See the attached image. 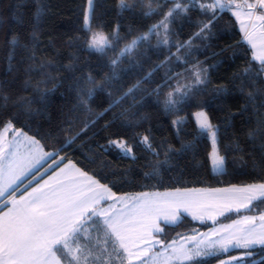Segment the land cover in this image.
I'll use <instances>...</instances> for the list:
<instances>
[{"label":"trees","instance_id":"trees-1","mask_svg":"<svg viewBox=\"0 0 264 264\" xmlns=\"http://www.w3.org/2000/svg\"><path fill=\"white\" fill-rule=\"evenodd\" d=\"M149 2L125 0V3L134 4V8L121 10L120 0H93L89 32L85 26L88 0H0V94L11 97L7 106L0 109L3 113L0 119H7L10 114L17 116L19 123L15 127L39 140L47 152L61 149L76 137L70 146L59 152L54 170L66 162H73L117 195L264 183V151L261 150L264 137L257 132L258 122L264 120V108L247 103L248 94L256 89L264 98V72L260 71V62L253 57L237 19L229 10L216 6L214 10L209 8L202 12L197 4L187 17L181 16L168 25L167 36L171 45L187 43L199 31V25L214 15L210 38L192 39L191 51L188 48L177 51L175 46L158 48V41L166 35L164 29L159 28L130 55L120 57L119 83L113 82L110 87L106 82L112 75L111 61L134 39L159 24L175 6L171 0H158L151 3L155 11L146 16ZM200 2L211 5L214 0ZM93 33L109 37L112 48H106L104 53L89 51L87 42ZM12 40L19 45L13 62L19 71L6 76ZM28 55H35L36 60L18 63ZM164 61L167 63L153 71ZM41 64L45 65L42 69ZM29 65L37 71L25 72ZM194 65L207 69V82L194 87L177 110L166 112L164 101L168 93L174 92L177 86L195 83L197 69ZM149 72L152 75L141 82L135 100L129 96L105 112L112 100ZM169 76L175 78L160 88L157 97L153 90L164 85ZM88 77L95 83H89ZM99 86H103L104 91H100ZM218 88L226 91L217 94ZM90 89H95L91 99L88 97ZM39 93L46 94L43 100ZM141 100L143 104L139 103ZM21 104L23 107L19 106ZM245 107L248 110L241 114ZM198 110H205L216 126L218 152L225 157L222 172L213 170L212 143L209 134L198 128L195 119ZM178 119L182 123L173 126L172 122ZM93 120L95 124L82 132L85 123ZM143 135L152 138L158 158L138 143ZM118 137L127 138L130 143L137 142L135 159L124 156L115 147L102 150V145L107 146L110 139ZM169 149L175 154L168 164L159 168L158 174H153ZM61 157L67 159L61 161ZM51 163L49 159L40 171ZM52 171L49 169L45 174ZM252 204L258 208L228 213L216 224L264 212V204L259 200ZM212 225L183 215L177 224L164 225L161 241L166 244L196 230H207ZM245 251L233 249L190 264H215ZM242 264H264V246L254 247L253 256L245 257Z\"/></svg>","mask_w":264,"mask_h":264},{"label":"snow or ice","instance_id":"snow-or-ice-1","mask_svg":"<svg viewBox=\"0 0 264 264\" xmlns=\"http://www.w3.org/2000/svg\"><path fill=\"white\" fill-rule=\"evenodd\" d=\"M155 2H158V0H150L149 11L145 13L146 16L151 15L155 11V9L151 8V3ZM171 2H173L175 6L165 14L163 20H161L159 24L153 25L149 28L148 32L134 39L131 44L127 45L120 52L119 56L111 61L113 66L112 75L108 77L106 81L110 87L113 85V82L119 83L120 76L117 71V65L119 64L120 57L130 55L138 44L148 41L151 35L156 34L157 29L163 28L166 34L162 40L158 41V48H162L163 46H175L177 51H180L183 48H188L189 51H191L192 39L199 38L203 41L213 35L211 29L214 26L213 21L215 16H211L207 22H202L199 25V31H197L194 34V37L187 43L171 45V41L167 36L168 25L181 16L187 17L188 12L197 4L202 12L209 8L214 10L216 5H219L221 8L225 6L224 4H221L219 0H216V4L211 5L201 3L200 0H171ZM88 3L91 8L93 0H88ZM119 6L121 10H131L134 8V4L125 3V0H120ZM248 7L264 10V0H255V3L249 4ZM256 18L261 22H264V11H261ZM88 21L89 16L86 14L85 26L87 30L91 32ZM32 39H36L35 35H33ZM10 43L13 45V48L7 57L8 68L5 70L6 76H11L12 73L19 71L13 63L16 59L15 49L19 45L15 40H12ZM87 47L89 51L104 53L106 48H112V42L109 37L102 33H93L87 42ZM215 55H217V53H213V56ZM177 59L179 60V57ZM256 59L260 61V71L264 72V55L256 57ZM35 60V55H28L27 57L22 58L18 63L22 65L26 61ZM184 62H188L187 58H185ZM165 63H167V61L156 65L153 71L158 70ZM40 67L42 69L45 65L41 64ZM194 67L197 69L194 73L195 83L192 85L185 84L177 86L174 92H169L167 99L164 101L166 112L177 110V106L183 104L188 99L189 94L194 87L198 88L199 85L207 82V69H200L196 65H194ZM24 71L32 73L37 70L29 65ZM151 75L152 73L149 72L148 76L143 77L141 81H138L135 85L129 87L127 91H124L117 99L112 100L109 107L105 109V112L109 111L116 105L121 104L129 96H132L135 100V93L140 90L141 82L147 81ZM179 75V73L176 74L177 77ZM174 78L175 77L169 76L165 80L164 85L158 86L153 90L157 97L160 94V88L167 86ZM49 79L51 80L52 78L49 77ZM7 82L8 81L6 80L5 83ZM88 82L95 83L92 77H88ZM99 88L100 91H104L103 86H99ZM25 90H27V82ZM94 91L95 89H90L88 91L89 99L92 98ZM225 91L224 88H218L216 90L217 94ZM259 93V89H256L255 92H250L248 94L247 103L249 105L255 104L257 108H264V98H261ZM39 95L41 100H43L46 94L39 93ZM108 95L111 96V92H108ZM10 99L11 97L0 94V100L3 101V103H0V109L6 107L7 102ZM257 101H259V103H257ZM139 103L143 104V100ZM13 106L15 107L17 105L14 104ZM19 106L23 107L22 104ZM247 110V107H245V109L241 111V114H243V111ZM124 114L125 113H121V115ZM2 115L3 113L0 112V116ZM30 115H35V113H30ZM100 115H103V113ZM195 117L200 131L202 133L210 134L212 138L214 147L213 152L210 153V159L214 169L218 172H222L224 170L223 166L225 163V157L217 155L215 150L216 126L210 122L207 114L203 111L195 113ZM17 123H19L18 117L11 114L7 119H0V142L5 139L6 134L10 132L19 134L22 131L15 127ZM172 123L173 126H177L182 123V120H174ZM94 124V120L86 122L81 131H86ZM258 124L259 127L257 132L264 137V131H261V129H264V120L259 121ZM251 137L252 134H250V138ZM29 139L36 145L40 144V141L36 140L35 137H30ZM75 139L76 137H73L72 140L68 141L67 145L62 146L61 149L55 152H42V155L39 157L34 155L23 157L19 154L18 149L8 151L7 167L5 168V166L0 163V198L13 196L15 193L19 192L24 179H27L29 187L32 186L33 182L37 185L36 187H31V191H28V187H25L24 193H22L18 199L11 200V207H8L7 201H5L2 207H8L6 213H3L2 207H0V264H60V261L57 258V253L64 250L71 252L73 245H76L77 251H80L81 236L88 232L89 227H98L101 223L99 220L100 217L104 218L102 224L107 230L106 235L110 233L126 253L129 252L128 241L133 238L132 233L136 231L134 226L135 223H140L148 234L151 235L152 232L163 233L164 229L158 223L159 221H163L165 225H168L174 224L180 219L181 208L179 204L183 201V197L180 196L165 198L170 205H176L175 210L170 213L165 212L162 214L163 210L160 207V202L148 198L146 194H140L141 198L136 199L130 205H126L125 211L117 212L112 206H109L111 211L105 209L98 210L97 206L100 205L101 201L115 199V194L111 193V189L108 185H100L96 179L88 176L86 172H83L80 169H76V171L86 178V187H80L74 181L71 184H66L61 181L53 182L52 177H49L48 180L44 181L43 186H40V180L37 179V173L40 171V167H42L41 160L50 159L53 164L49 165V169L54 171L53 165L56 163V157L59 155V152L63 150V147L70 146ZM136 143L137 142L130 143L127 138L118 137L110 139L107 146L102 145L101 148L102 150H109L115 147L118 151L123 153L124 156L135 159L134 148ZM138 143L143 145L144 148L149 150L154 156L157 158L159 157V153L152 145V138L150 135H143ZM261 150L264 151V144L261 145ZM5 151L6 150L2 147V144H0V160L5 158ZM174 154L175 153L171 149L166 151L164 161L154 168L153 174H158L159 168L164 164H168ZM66 159L67 157H61V161ZM47 171L48 169H45V173H47ZM148 175V173H145V176ZM5 177L7 178L6 180ZM40 179H43V176H41ZM97 187L102 189V191H98ZM246 188L249 190L258 189L259 195H247L241 201L240 207L235 209L237 212L240 211V208L248 210L258 208V205L252 204L253 200H259L260 204H264V183L259 185H248ZM176 191L177 193L180 192L179 189ZM214 191L227 190L217 189ZM208 207H211V205ZM228 210L231 211L232 209L229 208ZM184 211H187V208H185ZM220 214L223 215V212ZM259 218L264 221V212L261 213ZM255 219V216L244 217V220L247 223H253ZM140 238L143 239V237ZM240 239L243 243L237 241V243L232 246L245 249V257H252L254 246H264V231H247ZM145 243H148V241L146 240ZM201 243H203V241ZM216 244H223V251L226 252L228 251L229 244H231V239L227 242H209L208 244H205L202 249L200 248V245H197V251L194 255L203 257L216 256L217 252L212 250ZM83 247L87 248L88 245L84 244ZM143 255L147 256V249L143 250ZM182 255H184L186 259H192L187 252L182 253ZM137 258H139V254H137ZM76 259L77 258L74 256L73 260ZM241 259L242 258L237 257L232 258V260L238 262ZM221 264H228V262L221 261Z\"/></svg>","mask_w":264,"mask_h":264},{"label":"rangeland","instance_id":"rangeland-1","mask_svg":"<svg viewBox=\"0 0 264 264\" xmlns=\"http://www.w3.org/2000/svg\"><path fill=\"white\" fill-rule=\"evenodd\" d=\"M255 1H245L241 3V6H245L247 10L246 13L243 12L242 15L239 14L238 21L239 26L241 27V31L245 34L246 38L245 41L249 44V46L254 51V56L259 57L264 55V22H261L256 17L264 11L258 8H250L248 7L249 4H254ZM216 4V3H214ZM218 7V5H216ZM91 9L89 3L87 7V12L89 18L91 14ZM249 9V10H248ZM242 11V10H241ZM205 110H198L197 112ZM196 112V113H197ZM206 113V112H205ZM207 114V113H206ZM208 116V115H207ZM196 119V117H195ZM197 121V120H196ZM211 143H212V151L213 152V141L209 134ZM216 143H215V150L217 155L222 156L218 152L217 148V131H216ZM223 157V156H222ZM213 166V164H212ZM225 166V163H224ZM223 166V168H224ZM215 172H218L214 169ZM258 184H251V185H259ZM235 186V187H233ZM229 187L223 188H191V189H179L180 192L177 193L176 190H169L163 192H144L138 193V198H141L140 194H146L148 198L155 199L160 202V207L163 210L162 214L170 213L171 211L175 210L176 205H170L166 201V197H175L180 196L183 197V201L179 204L181 208L180 212V219L174 223L177 224L183 215H187L191 217L193 220L197 222H204V223H213V225L207 230H196L193 233L186 234L180 236L178 238L173 239L169 243H164L161 241L160 234L152 232L151 235L143 228L140 223L135 224V235L133 238L136 239L135 245H129L131 248L135 246L133 249H129V258H121L115 257L114 255H110L111 252L109 251V255L106 258H101L98 255L100 252L98 251H91L89 248H84L82 243H80L81 250L77 251V246L72 247L71 257L69 260L72 264H190L191 262L203 258V256H195L194 253L197 251V245H200L202 249L205 244L209 242L215 241H222L227 242L231 239V244L228 246V251L233 249H243L233 247L237 241L243 243L240 239L243 237L247 231H255L261 232L264 231V221L260 220L259 215H251L245 214L247 217L255 216L256 219L253 223H247L244 220V216L242 218L239 217L232 220L228 223H218L216 224L217 220L224 215L235 211L236 208L240 207L241 201L247 195H259L258 189H247L246 186L248 185H233ZM227 190V191H214V190ZM187 190V191H186ZM256 201L253 200L252 203ZM246 202V201H245ZM211 205V207H208ZM187 208V211L184 209ZM231 208L232 210L229 211L228 209ZM241 210H245L244 208H240ZM223 212V215L220 213ZM195 217V218H194ZM162 228H164L163 221L158 222ZM173 225V224H170ZM84 239L87 241L90 240L91 234L86 233L83 234ZM140 237H143L141 239ZM148 243H145V241ZM91 241V240H90ZM160 241V242H157ZM203 241V243H201ZM93 246V245H92ZM261 246L256 245L254 247ZM94 247V246H93ZM147 249V256L143 255V250ZM175 250V251H174ZM191 250V251H189ZM213 251H216L217 254L225 253L223 251V244H216ZM245 250V249H244ZM226 251V252H228ZM187 252L188 255L192 257V259H186L182 253ZM137 254H139V258H137ZM76 257V260H73V257ZM233 257L242 258L239 262L232 260ZM99 258V259H97ZM134 260V261H132ZM221 261H226L228 264H242L245 262V255L238 254L235 256L226 257L221 259L215 264H221ZM100 262V263H97Z\"/></svg>","mask_w":264,"mask_h":264},{"label":"crops","instance_id":"crops-1","mask_svg":"<svg viewBox=\"0 0 264 264\" xmlns=\"http://www.w3.org/2000/svg\"><path fill=\"white\" fill-rule=\"evenodd\" d=\"M245 1H250V0H219V2L221 4H224L225 6L223 8H221L218 5V7L222 10H229L235 16V18L238 21L239 14L242 15L243 12L246 13V11H245V10H247L246 7L241 6V3H244ZM252 1H255V0H252ZM214 3H216V0H214L213 4ZM238 24H239V21H238ZM243 35H244V39H245L246 36H245V34H243ZM252 51H253V49H252ZM253 57L255 58L254 51H253ZM255 60H257V59L255 58ZM257 61H259V60H257ZM25 134L26 133L23 131H21L19 134L15 133V132H10V133L6 134L5 139L2 142H0V144H2V147L6 150L4 153L5 158L3 160H0V163H2L5 166V168L7 167V164H8V156H7L8 151L18 149L19 154L23 157H30L33 155L39 157L42 155V152H47L41 143L39 145L34 144L29 139L31 136H29L28 134H26V135ZM48 160L49 159L41 160L42 166ZM51 164H53V163H51ZM45 169L49 170V166ZM45 169L40 171L39 173H37V179L40 180V186H43L44 181L48 180L49 177L53 178V182L54 181H61V182H64L66 184H71L74 181L80 187H86L87 186L86 178L81 176L80 173L76 171V169H80L81 171H83V170L81 168H79L77 165H75L73 162H66L48 174H45ZM83 172H85V171H83ZM41 176H43V179H40ZM88 176H91V175L88 174ZM91 177H93V176H91ZM6 179L7 178L5 177V180ZM98 182L100 185H104L100 181H98ZM36 186L37 185L35 184V182H33L31 187H36ZM25 187H28V191H31V187L28 186L27 179H24L23 184L20 186V191L15 193V195L0 198V207L3 206L5 201H7L8 207H11V200L18 199L19 196L22 193H24ZM97 190L102 191V189H99L98 187H97ZM111 193L115 194V199H108L105 201H101L100 205L97 206L98 210L105 209V210L111 211L109 206H112L117 212L125 211L126 210L125 206L130 205L139 196L138 194L117 195L112 190H111ZM8 207H2L3 213H6L8 211ZM251 215H259L260 216L261 214H250L248 216H251ZM244 216H246V215H244ZM242 217H240V218H242ZM94 219H96V218H94ZM103 219H104L103 217L99 218L101 223L98 227H96V228L89 227L88 233L91 234V237H90L91 241L89 239L86 241L84 239L85 238L84 235L81 236L82 246L84 244H87L88 245L87 248L88 249L90 248L91 251L100 252V254L98 256L101 258H106L107 255H109V251H110L111 252L110 255H114L115 257L130 259L129 258L130 257L129 252H127V253L124 252V250L119 246V243L115 240L114 237L111 236L110 233H108L106 235L107 230L105 229V227L102 224ZM135 224L137 225V223H135ZM84 234H86V233H84ZM133 235H135V232L132 233V237H133ZM135 244H136L135 238H132L130 241H128L129 249H133L135 247V246H133V248H131L129 245H135ZM74 246H76V245H73L72 247H74ZM105 249H106V251H105ZM63 257L64 258L66 257V260L63 259ZM57 258L60 261V264H72L71 261L69 260L70 258H72L71 253L68 250L58 252ZM132 261H134V260H132ZM97 263H100V262H97Z\"/></svg>","mask_w":264,"mask_h":264}]
</instances>
